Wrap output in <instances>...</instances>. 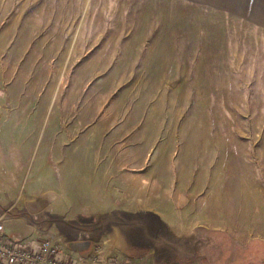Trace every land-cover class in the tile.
<instances>
[{"label":"rangeland","instance_id":"374dc122","mask_svg":"<svg viewBox=\"0 0 264 264\" xmlns=\"http://www.w3.org/2000/svg\"><path fill=\"white\" fill-rule=\"evenodd\" d=\"M14 1L0 0V147L12 155L21 146L16 134L30 131L31 137L21 164L0 165V187L16 198L18 188L29 190L56 131L53 142L64 144L67 157L55 156L37 190L53 185L60 211L70 212L77 195L112 206V225L121 221L126 229H106L108 247L112 234L122 246L130 233L142 243L144 225L151 251L170 264H264V52L246 46L236 57L210 53V36L195 35L201 19L184 14L168 21L166 36L159 35L165 29L158 20L134 27L119 21L121 32L134 28L132 36H111L117 24L97 21L96 0L73 6L81 35L25 36L24 27L15 28L25 6L17 10ZM60 14L73 31L77 19ZM30 15L43 27L40 15ZM101 29L108 35H95ZM84 143L86 152L73 153ZM31 153L32 171L20 181L11 169L22 170ZM101 157L102 183L119 169L129 183L134 176L133 190L119 181V195L99 197ZM119 256L111 264L126 263Z\"/></svg>","mask_w":264,"mask_h":264},{"label":"crops","instance_id":"0c3cea01","mask_svg":"<svg viewBox=\"0 0 264 264\" xmlns=\"http://www.w3.org/2000/svg\"><path fill=\"white\" fill-rule=\"evenodd\" d=\"M87 2L88 0H20V2L19 0H15L14 5L16 9H20L22 4L25 6L24 9L26 11L25 15L21 14L19 17L16 16L15 28L19 30L23 29L25 36L28 33L30 36L68 37L81 35L82 29L79 24L81 16L73 9V6H85ZM51 5L53 6L51 8L53 14H50V10L47 9ZM95 5L99 7L97 11L100 17L97 18V21L104 20L108 22L111 20V22H116L117 25L111 30L110 35L118 38L132 36L128 33V29L134 30V28L129 26V28L124 30L125 33L123 31L121 32L118 27L119 21H130L134 27L135 24L133 22L158 20L160 29L161 26L162 29H165L163 30L164 33L159 35L166 36L168 21H180L182 20L180 15L184 14L186 20H193L194 16L201 19V27L197 26L195 35L201 37L205 35L210 36V53H232L236 57L235 54L248 51L246 46L255 47L251 51L264 52V0H96ZM42 6H45L46 9L42 8ZM61 11L64 13L68 12L70 16L75 17L73 19H77L78 23L73 31L66 27V22L70 25L67 18L61 14L59 17V12ZM108 12L109 16L107 15ZM15 13L18 14L17 12ZM31 13L40 15L37 19L43 21V27L36 25L35 19L30 15ZM49 15H53V17ZM20 26L24 28L20 29ZM40 26L41 28H37ZM207 29L210 30V33L203 34ZM39 30H41L40 33L38 32ZM88 30L89 32L86 33V36H94L91 27ZM200 30L202 32H199ZM106 31L108 29L95 35L100 37L106 36ZM246 42H249V44L247 43L246 45ZM259 47L261 48L259 49ZM118 52H120L119 48ZM55 132H51L48 136L40 160L37 161L38 167L31 180L32 187L22 193L18 188L17 198L14 195H9L10 192L6 189L4 190L3 186L0 187L3 189L0 190V221L5 224V233L1 238L2 242L8 245H13L18 242L23 244L27 243L29 247L38 249L43 240H58L60 247H63L68 252L66 253L69 258L68 260H71L74 264H111V261L119 253V258L121 259L122 257L126 263L130 264H170L164 256H156V253L154 254L151 251L153 246L150 244L149 235L147 233L144 234L147 227L144 225L141 227L143 234L142 243L137 241L136 233L134 236H130V233L129 238H124V246H122V243L118 239L116 240L120 236L118 234H112L111 246L109 245L108 247V240H104L105 237L108 238L106 229L112 231L114 226L116 228L122 229L123 227L126 229L125 223L121 221L114 222V226L112 225L113 221L110 219L116 210L112 209L111 204L106 209L100 202H94L92 200L88 203L87 200H82V196L77 195L78 201L71 203L74 205L70 212L67 210L60 211V209H57V205L59 204L57 199L60 196L52 192L53 185L50 188L47 187L43 190H37L39 184L45 178L42 175L49 171L52 172L55 165V156L57 155V157L63 159L67 157L64 152V144L58 145L53 142V134ZM14 137L21 140V146L16 148V153L12 155H6L0 147V157L4 161H2V164L0 163L1 166L11 164L16 167L19 163L21 164V157L25 155L24 149H28L26 145L27 140L31 137V132L27 131L20 135L16 134ZM38 140L39 138L37 137L35 147ZM86 148L88 147L85 143L82 146H74L73 153L78 154L82 152V149H85L84 151L86 152ZM28 156L29 159L23 162L25 167L22 170H18L17 168L11 169L12 173L20 172V181H24L26 176L28 174L30 176L32 171H29V166L27 167V165L30 164L34 153ZM85 156L83 158L79 157L78 161L82 165L85 164ZM100 160V185L103 187L109 184L110 186L105 190L103 189L104 187H101L99 197L106 195L104 193L109 191L114 196L119 195V183H122L124 180L127 183V190H133L134 176L130 175L129 183V174L123 172L119 176V169H116V173H114L115 170L110 173V180L108 178L105 179L109 182L103 184L104 174L102 173L101 167L104 164L103 157ZM115 162L118 166L120 165L117 157H115ZM50 165L52 166L49 168ZM4 180L7 187H12V185H8L12 181L7 182L8 180L5 178ZM141 198L140 196L138 199L145 200L144 197ZM45 211H47V215L41 216ZM121 211L126 213L131 212L124 208ZM149 211L151 212V210ZM58 212L61 216L58 215ZM150 212L144 215L149 216ZM63 214H65L64 217H62ZM40 216L41 218H39ZM255 243H257V240H255ZM115 244L119 247L117 245L115 246Z\"/></svg>","mask_w":264,"mask_h":264},{"label":"built area","instance_id":"2783aa9c","mask_svg":"<svg viewBox=\"0 0 264 264\" xmlns=\"http://www.w3.org/2000/svg\"><path fill=\"white\" fill-rule=\"evenodd\" d=\"M4 233L5 224L0 221V264H74L71 260L60 257L61 248L58 240H43L38 249H33L3 243L1 238Z\"/></svg>","mask_w":264,"mask_h":264}]
</instances>
